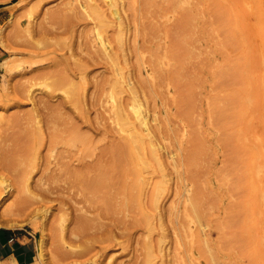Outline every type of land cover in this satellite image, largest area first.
<instances>
[{
    "label": "rangeland",
    "instance_id": "obj_1",
    "mask_svg": "<svg viewBox=\"0 0 264 264\" xmlns=\"http://www.w3.org/2000/svg\"><path fill=\"white\" fill-rule=\"evenodd\" d=\"M240 1L117 0L119 22L108 0H0L11 9L0 27V227L37 236L32 264H264V158L261 170L241 165L258 137L264 143V0ZM231 64L246 106L242 115L233 102V121L245 119L247 131L233 145L212 110ZM190 83L189 119L180 92ZM133 91L166 173L138 177L137 162L155 156L147 144L140 161L134 142L124 147L128 172H105L118 135L129 134L118 107L132 111ZM195 130L205 150L189 164ZM198 183L201 217L185 216Z\"/></svg>",
    "mask_w": 264,
    "mask_h": 264
},
{
    "label": "bare ground",
    "instance_id": "obj_2",
    "mask_svg": "<svg viewBox=\"0 0 264 264\" xmlns=\"http://www.w3.org/2000/svg\"><path fill=\"white\" fill-rule=\"evenodd\" d=\"M175 1V0H174ZM238 1H240V0H238ZM108 2H111V6H112V9L111 10H113V12H114V14H115V16H116V18L119 20V22L121 21V15H119L120 13H119V11H118V4H117V0H108ZM150 2V1H149ZM236 2V1H235ZM240 2H243V1H240ZM247 1L245 0V3H246ZM237 3V2H236ZM250 3V2H249ZM238 4H240V3H238ZM252 4V3H251ZM242 6H243V4H242ZM241 6V4L239 5V7H241L242 9H244L243 7ZM82 7V6H81ZM246 9H247V6L245 7ZM94 9V8H93ZM192 9V8H191ZM101 11H102V9H101ZM131 11V10H130ZM163 11V10H162ZM213 11V10H212ZM246 11V10H245ZM249 12V11H248ZM247 12V13H248ZM252 12V11H251ZM106 11H102L100 14H103L104 16L103 17H106ZM190 13V12H189ZM192 14V13H191ZM215 14V12L214 13H212V15L213 16H216V15H214ZM78 15V14H77ZM245 15H248V14H246L245 13ZM102 16V15H101ZM165 16V15H164ZM185 16H186V14H185ZM243 16H244V14H243ZM97 17L98 18H100V16H98L97 15ZM110 17H113V16H110ZM188 17V16H187ZM102 18V17H101ZM244 18H245V16H244ZM189 18H187V20L185 21V23H184V26H188L189 25V20H188ZM108 22V21H107ZM121 22H123V21H121ZM214 22H215V20H214ZM218 22V21H217ZM104 23V22H103ZM121 25V24H120ZM256 26V25H255ZM184 27H182V29H183ZM189 28V27H188ZM258 28V27H257ZM186 29V28H185ZM148 30V29H147ZM254 30V29H253ZM255 30H256V27H255ZM154 31V30H153ZM262 31V30H261ZM119 32H122V31H119ZM256 32V31H255ZM257 34H258V32H257ZM260 34H261V32H260ZM263 34V33H262ZM155 35V34H154ZM223 35V34H222ZM223 36H225V35H223ZM250 36V35H249ZM114 37V36H113ZM172 37V36H171ZM178 37V36H177ZM226 37V36H225ZM224 37V38H225ZM179 38V37H178ZM262 38V37H261ZM174 39V38H173ZM188 40V39H187ZM120 41V40H119ZM262 41V40H261ZM124 43V42H123ZM232 43V42H231ZM177 51L175 52V58H176V60L180 63H182V62H184V60L185 59H187L188 57H185L184 55H182V52L183 53H185V52H189V47H188V45H187V43H186V41L183 39V40H178L177 41ZM175 46V45H174ZM256 46H258V45H256ZM113 47V46H112ZM124 46L122 45V48H123ZM262 49V48H261ZM106 51H105V53L108 55V57H111L110 56V53H109V51L107 50V49H105ZM124 50V49H123ZM171 50V49H170ZM244 50V49H243ZM264 51V50H263ZM262 51V52H263ZM112 52H113V50H112ZM115 52V51H114ZM123 53H124V51H123ZM114 54H116V53H114ZM186 55V54H185ZM125 56V55H124ZM141 59V58H140ZM257 59V58H256ZM258 59H259V57H258ZM262 59V58H261ZM161 60V59H160ZM223 60V59H222ZM111 61H113V59H111ZM141 61H142V59H141ZM166 61V60H165ZM171 61V60H170ZM177 61H175V62H177ZM151 62V61H150ZM160 62V61H159ZM114 63V62H113ZM154 64V63H153ZM233 64V63H232ZM229 65L228 66V68H229V70L226 72H223V74L221 73V75L220 74H218L219 76H221V78H223V80H221L220 81V83H222V82H224V84H225V87L227 88V94L219 101V102H215V104H214V106H213V108H212V110L214 109V111H215V113H216V117L213 115V117H215V120H216V118H217V116H218V121H219V127H221V128H223L224 130H226L227 131V137L226 138H223V139H226L227 140V142L229 143V144H231V145H233V141L234 140H242L243 138H247L246 136H247V131L245 132V119H244V121H242V120H240L241 122H239V123H235L234 121H233V102L235 103V101H238L237 102V104H239V111H240V113L243 115V113L246 111V106H245V102L244 101H242V98L244 97L243 95H245V93L244 92H242L241 93V91H240V95L239 94H237L236 93V91L235 90H233V77H235L234 76V74H233V65ZM142 65V64H141ZM183 65V64H182ZM155 66V65H154ZM259 66V65H258ZM156 67V66H155ZM172 67V66H171ZM256 67V66H255ZM188 68V67H187ZM139 70H140V72H141V69L139 68ZM148 70V69H147ZM218 71V70H217ZM221 71H224V70H221ZM146 72V71H145ZM158 72V71H157ZM218 73V72H217ZM262 73V72H261ZM145 74V73H144ZM147 74V73H146ZM152 74V73H151ZM262 74H264V73H262ZM167 76V75H166ZM213 76H214V74H213ZM217 76V75H216ZM153 77V76H152ZM254 77H255V75H254ZM264 77V76H263ZM148 78V77H147ZM172 78H173V82H175V84H172V85H175V86H177V87H179V88H181V86H180V79H181V75H180V73L179 72H177V73H174V75L172 76ZM215 78V77H214ZM220 78V79H221ZM240 78V77H239ZM257 78V77H256ZM243 79V78H242ZM253 77H247V83H248V87H250L251 85H252V82H253ZM258 79V78H257ZM260 79V78H259ZM258 79V80H259ZM258 80H257V83H256V86L259 84V83H261V82H258ZM192 81V80H191ZM236 81V80H235ZM242 81V80H241ZM260 81V80H259ZM208 82V81H207ZM237 82H238V80H237ZM264 82V81H263ZM261 83L259 86H258V88H260V86H262V84H263V90H264V83ZM196 83V82H195ZM239 83V82H238ZM150 84V83H149ZM122 85H124V84H122ZM182 85V84H181ZM186 85V84H185ZM151 86V85H150ZM162 86V85H161ZM194 86H195V84H187L186 86H185V89H184V91H183V93H182V91L180 92L181 94H182V99H181V97H180V99H181V103L183 104V106H185L184 108H183V110L181 111V115H183L184 117L186 116V117H188L189 119H190V114H191V111H192V109H193V107L195 106L194 104H193V95H194ZM239 86V85H238ZM4 87V86H3ZM224 87V88H225ZM242 87V86H241ZM240 87V88H241ZM222 88H223V86H222ZM243 88V87H242ZM241 88V89H242ZM257 88V89H258ZM169 89H171V85L169 86ZM182 90V89H181ZM218 90V89H217ZM220 90V89H219ZM170 91V90H169ZM124 92V91H123ZM131 92V91H130ZM154 92V91H153ZM200 92V91H199ZM171 93V92H170ZM156 94V93H155ZM197 94V93H196ZM243 94V95H242ZM243 96V97H242ZM264 96V95H263ZM211 97V96H210ZM219 97H220V95H219ZM261 97V96H260ZM132 107H133V109H132V111L130 112V111H128V107H127V105L124 103V102H122L120 105H119V107H118V113H119V116H120V118H121V120L123 121V126H124V129H125V131H126V133H128L129 132V134H122V135H118L119 137H117L118 138V140H119V143H117L118 145H113L114 147H113V149L111 150V156H110V160L111 161H109V162H107V163H109L108 165H105V167H104V169H105V172H110V173H119V174H117V176L116 175H112V176H116V177H118V175L121 177V175L120 174H122L123 172L124 173H127L128 172V169H125V165H124V147H125V143L126 142H128L130 145L132 144L131 142H134L135 144L133 145V148L135 149V150H137V149H139L140 150V152H139V154H138V157H139V160L140 161H144V160H146L148 157H147V154L145 153V150H146V148L148 147V145L147 144H150V152H152L153 153V155L155 156L154 157V160H155V163L156 164H153L152 163V161H154L152 158V161H145L144 163L143 162H137V166L135 167V173H136V175L138 176V177H144L146 174L145 173H154L153 171L155 170L156 171V168L158 167V169H160V171L161 172H163V173H166V165H165V162H164V160H163V158H162V156H161V153H159L158 151H157V144H154L152 141H154L153 140V137H152V134H151V127H150V125H149V119H148V117H147V115H145L144 114V110H143V108H142V106H141V103H139L138 102V100H137V93H136V91H133V93H132ZM251 99V98H250ZM249 99V100H250ZM254 102H255V100L254 99H252ZM259 100H260V98H259ZM213 101V100H212ZM253 101H251L250 100V103L249 104H251V103H253ZM256 102H257V100H256ZM212 103V102H211ZM263 103V102H262ZM213 104V103H212ZM261 105V104H260ZM249 106H251V105H249ZM248 106V107H249ZM258 106V105H257ZM130 108H131V106H130ZM251 108V107H250ZM261 108V107H260ZM257 109H258V107H257ZM211 110V111H212ZM248 110H249V108H248ZM253 112V111H252ZM262 112V111H261ZM193 114V113H192ZM263 114V113H262ZM245 115V114H244ZM198 117V116H197ZM198 119V118H197ZM209 120V119H208ZM216 120V121H217ZM187 121H188V119H187ZM214 121V120H213ZM215 121V122H216ZM197 122V121H196ZM209 122H210V120H209ZM194 124V123H193ZM211 124H212V122H211ZM217 124V123H216ZM256 125V124H255ZM122 126V125H121ZM195 126V125H194ZM75 127V126H74ZM123 129V130H124ZM257 129V128H256ZM249 130H250V128H249ZM192 131V130H191ZM200 131V130H199ZM186 132V131H185ZM184 132V133H185ZM195 132H196V130H195ZM202 134H203V132H202ZM222 134V133H221ZM257 134V133H256ZM255 134V135H256ZM187 135V134H186ZM205 135V134H204ZM259 135V133L257 134V136ZM185 137V136H184ZM261 137V136H260ZM259 138V137H258ZM258 138H257V141H255V144H253V145H251V146H249L247 149V152H248V157L246 158V159H244V160H242L241 161V165L243 166V168H245V169H256V170H261L262 169V167H263V163L259 160L260 158H264V143L263 142H261L262 141V139H260L259 138V140H261L260 142H258ZM193 139H195V144H193L194 146H193V148H192V150H191V152H189V157H188V162H189V164H195L197 161H198V157H199V155H201L203 152H204V150H205V147H204V143H203V136H202V138L200 137V135H199V133H195L194 134V138ZM222 139V138H221ZM226 141L224 142V145H225V143H227ZM221 143V142H220ZM221 145H223V143L221 144ZM159 147V146H158ZM231 147V146H230ZM134 149H132V150H134ZM161 149V148H160ZM159 149V150H160ZM229 149V148H228ZM138 150V151H139ZM148 150V151H149ZM152 150V151H151ZM231 150H233L232 148H231ZM147 152V151H146ZM233 152V151H232ZM136 153H138V152H136ZM135 153V154H136ZM142 153V154H141ZM149 153V152H148ZM211 154V153H210ZM134 156V155H133ZM234 156V155H233ZM147 157V158H146ZM165 157V156H164ZM134 158H135V156H134ZM135 160H136V158H135ZM70 162V161H69ZM66 163V162H65ZM89 169V168H88ZM132 169V168H131ZM65 170V169H64ZM66 171V170H65ZM100 171V170H99ZM133 171V170H132ZM220 171V170H219ZM263 171V170H262ZM75 172V171H74ZM89 173V172H88ZM248 173V172H247ZM257 173L258 174H260V173H262V172H258L257 171ZM86 174H87V172H86ZM135 175V176H136ZM149 175V174H148ZM219 175V174H218ZM231 175V174H230ZM111 176V178H109L110 180H115V179H113V177ZM259 176V175H258ZM116 177H114V178H116ZM120 177H118V178H120ZM199 177V176H198ZM145 178V177H144ZM258 179H259V177H258ZM90 180V179H89ZM93 180V179H92ZM110 180H109V182H110ZM86 181V180H85ZM85 181H83V182H85ZM94 181V180H93ZM88 181V185H93V186H96V187H98L100 184H103L104 183V180H103V182H102V180H98V181ZM108 181V180H107ZM93 182V183H92ZM121 183H123L122 181H121ZM260 183V182H259ZM85 184H86V182H85ZM114 184H117V183H114ZM206 184V183H205ZM204 184V185H205ZM87 185V184H86ZM88 185H87V187L86 188H89L88 187ZM98 185V186H97ZM118 185V184H117ZM204 185L202 186L201 184H197V186H196V190H195V196H194V198L192 199V201H191V208L192 209H190V208H188V205H185L184 207V215L185 216H188V217H190V211L191 210H194L195 212H196V214H197V216H199V218L201 217L200 216V209L202 208V205L204 206V204H203V202H204V199H205V197H206V194H205V191H204ZM210 185H211V183H210ZM85 186V185H84ZM93 186H90V187H93ZM96 187H94V188H96ZM99 188V187H98ZM112 188V187H111ZM206 188H207V186H206ZM106 192V191H105ZM178 193V192H177ZM130 195V194H129ZM108 197V196H107ZM106 197V198H107ZM105 198V197H104ZM214 201V200H213ZM14 203V202H13ZM17 203V202H16ZM107 204H108V202H107ZM174 204V203H173ZM13 205V204H12ZM16 205V204H15ZM14 205V206H15ZM18 205H16V208H18L17 207ZM108 206V205H107ZM12 208H13V206H12ZM15 208V209H16ZM11 209V208H10ZM19 209V208H18ZM14 211V210H13ZM15 212V211H14ZM11 213V212H10ZM9 213V214H10ZM12 214V213H11ZM15 214V213H14ZM215 215V214H214ZM229 215V214H228ZM227 217V216H226ZM225 217V219H227ZM198 218V219H199ZM233 219V218H232ZM216 220V219H215ZM79 221V220H78ZM82 221V220H81ZM230 221V220H229ZM228 221V222H229ZM80 222V221H79ZM225 222H226V220H225ZM83 223V222H82ZM228 227V226H227ZM192 231V230H191ZM177 248H176V253L177 254H179V249L181 248V246H180V240L178 239L177 240ZM40 245H41V250L44 248V245H45V243H44V239H42L41 241H40ZM219 247V246H218ZM221 248V247H220ZM180 253H181V251H180ZM176 254V255H177ZM43 255V253H40V256H42ZM180 261V260H179ZM6 262V261H5ZM14 264H16V263H14Z\"/></svg>",
    "mask_w": 264,
    "mask_h": 264
},
{
    "label": "crops",
    "instance_id": "obj_3",
    "mask_svg": "<svg viewBox=\"0 0 264 264\" xmlns=\"http://www.w3.org/2000/svg\"><path fill=\"white\" fill-rule=\"evenodd\" d=\"M10 15V6L0 3V27ZM37 251V236L31 231L19 227H0V259L5 264H32Z\"/></svg>",
    "mask_w": 264,
    "mask_h": 264
}]
</instances>
